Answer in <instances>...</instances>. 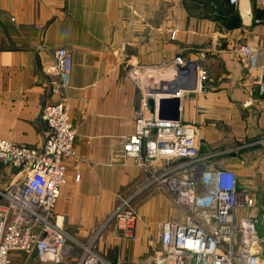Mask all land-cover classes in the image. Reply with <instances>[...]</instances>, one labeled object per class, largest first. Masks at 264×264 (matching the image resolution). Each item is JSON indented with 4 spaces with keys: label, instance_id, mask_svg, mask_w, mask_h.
Here are the masks:
<instances>
[{
    "label": "crops",
    "instance_id": "0c3cea01",
    "mask_svg": "<svg viewBox=\"0 0 264 264\" xmlns=\"http://www.w3.org/2000/svg\"><path fill=\"white\" fill-rule=\"evenodd\" d=\"M211 2L229 10L231 19L198 0H0V139L43 144L47 127L40 114L54 99L49 87L57 80L52 51L70 52L64 96L76 136L54 213L67 230L86 237L109 216L111 202L142 192L134 203L136 240L113 232L98 246L110 262L149 253L147 235L153 228L159 245V224L175 220L169 217L178 210L147 170L122 157L140 103V77L154 74L161 89L180 93L179 119L195 128L207 166L233 170L237 184L245 176L244 191L264 185L255 172L263 166L264 147L257 142L264 137V92L249 85L238 52L243 44L264 47V12L250 0L252 20L245 26L238 5ZM163 65L169 68L155 70ZM200 68L206 80L199 88ZM240 148L246 149L231 152ZM230 156L244 160V168L214 162ZM6 168L0 166V187L14 172Z\"/></svg>",
    "mask_w": 264,
    "mask_h": 264
},
{
    "label": "built area",
    "instance_id": "2783aa9c",
    "mask_svg": "<svg viewBox=\"0 0 264 264\" xmlns=\"http://www.w3.org/2000/svg\"><path fill=\"white\" fill-rule=\"evenodd\" d=\"M228 1L237 5L238 0ZM254 6L264 12V0H254ZM238 52L245 61L249 85L263 94L264 47L255 49L243 44ZM52 56L57 80L49 87V96L54 99L43 105L40 114L47 127L43 144L30 147L0 139V166L14 170L9 181L0 187V264H9L12 253L58 264L72 251L67 245L70 237L64 230V219L54 213L66 183L65 160L74 156L76 133L64 96L72 62L64 47L54 49ZM198 74L200 88L206 80L205 69L200 68ZM157 82L153 86L158 90L151 92L149 82L148 86L140 83L133 133L122 146V157L131 158L137 167L147 170L151 183L161 184L176 208L185 213L182 221L165 220L159 224L160 247L153 253L154 263L260 264L250 249L264 241V189L259 202L255 192L239 191L233 170L207 166L209 155L200 152L193 126L180 119H159L157 101L163 97L179 98L180 93L161 89ZM149 96L154 101L152 112L146 102ZM257 143L264 147V137ZM78 178L76 175L74 179ZM131 198H121L110 219L121 239L134 242L139 214L131 206ZM242 208H255L262 237L258 236L254 216L238 212ZM77 264L111 263L86 249Z\"/></svg>",
    "mask_w": 264,
    "mask_h": 264
},
{
    "label": "rangeland",
    "instance_id": "374dc122",
    "mask_svg": "<svg viewBox=\"0 0 264 264\" xmlns=\"http://www.w3.org/2000/svg\"><path fill=\"white\" fill-rule=\"evenodd\" d=\"M200 3H202L203 5H206V4H215V8H214V12L216 14H224L226 16H229L230 19L232 17L231 15V12L229 10H225L223 8H220L218 5H216L215 2H211V0H198ZM229 2V1H228ZM227 18V17H225ZM169 67H161V68H157L155 70H159L161 72V70H167ZM136 68H134L133 70H135ZM136 70H139L138 74L140 76L141 74V71L140 69H136ZM154 71V70H152ZM147 77V76H146ZM143 78V77H140L138 80L139 82L143 85V86H146L147 85V82H149V91H153V90H156V86H153V84L156 85V83H153L157 80H159L160 82V87H161V79H158L157 77L158 76H155L154 74H151V76H148V78ZM165 77H169V76H165ZM157 79V80H156ZM172 79V78H171ZM171 79H168V78H164V81H167V82H171ZM173 80V79H172ZM157 82V83H159ZM148 86V85H147ZM143 89L147 90L145 87H142ZM257 138H255L253 141H256ZM246 148H240L238 150H234L232 149L231 152H234V151H241L243 152ZM224 157H226L227 155H223ZM229 160H225V161H222V160H219V161H214L215 163H217L218 165L219 164H222V165H227L228 163H232L234 164L236 167H238L239 169H243L244 168V163L245 161L244 160H232L231 156L228 157ZM263 164V162H262ZM221 166V165H219ZM3 167H7L6 169L10 168L8 166H3ZM218 167V166H217ZM259 168V167H257ZM262 170V169H261ZM260 170V168L255 171L257 175V178L256 179L257 181H259L260 178H263V179H260L262 182H264V177L259 173H262V171ZM260 176V177H258ZM244 177H241V179L238 181V190L239 191H244V187H245V180H244ZM8 182V181H7ZM6 184V183H5ZM4 186V185H3ZM150 188V187H148ZM146 188V189H148ZM263 188V187H262ZM145 189V190H146ZM264 189V188H263ZM263 189L261 190H255L257 191V193L255 194V197H256V201L259 202L260 200V194L261 192L263 191ZM161 191L163 192V190L161 189ZM146 192V191H145ZM142 192L141 193H137V195L134 197L131 198V206L136 209L137 213H138V208L134 207V203H136V199H140L139 197L141 196ZM136 200V201H135ZM120 201L119 198L116 199V202L113 203L111 202V211H113V209L116 207V205L118 204V202ZM238 212L239 213H247L248 215H253L255 216L256 215V210L255 208H251L249 210H246L244 208L242 209H238ZM110 214L109 213V216H107L106 218L103 219V222L102 224L92 233V234H88L86 237L85 235L83 236H77L76 234H74L73 232H70L69 230H67L66 226L64 225L63 223V227H64V230L66 232H68V236L70 238L67 239V245L69 247H71L72 251L69 252L68 254L64 255L62 260L60 261V263L58 264H77L78 260H79V257H80V254L85 251L86 249H89L91 251H93L94 253H96L97 255H99L101 258H103L105 261L111 263V264H155L154 263V256H153V253L157 250H159V245L156 244L155 240H154V229L152 228V231L151 233H149L147 236L149 237L150 236V239L148 240L147 244L151 247H150V250H149V253H147L146 255L144 254L143 256H140L139 258L135 259L133 262H131L132 260L129 259V258H122L123 261H119L117 263V259L113 262H110V259H108V257H106V255L103 253V251H101L99 249V244L102 242L103 246L105 247L108 243L106 242V236H108L109 234L116 232L115 228H114V225H113V222L112 220L110 219ZM139 214V213H138ZM164 214V212H163ZM175 214L176 216H171L169 218L171 219H175L176 221H182L185 217V213L184 212H181L179 210L175 211ZM166 214L163 215V218H168V216H165ZM168 218V219H169ZM251 253L254 254L258 261L260 262V264H264V241H259L258 243H255L252 248L250 249ZM129 260V261H127ZM9 264H48V263H43V262H39L37 261L35 258L33 257H25L24 255L20 254V253H13L10 257V263Z\"/></svg>",
    "mask_w": 264,
    "mask_h": 264
},
{
    "label": "water",
    "instance_id": "95a60500",
    "mask_svg": "<svg viewBox=\"0 0 264 264\" xmlns=\"http://www.w3.org/2000/svg\"><path fill=\"white\" fill-rule=\"evenodd\" d=\"M237 5H238L239 15L242 20V24L245 26H248L252 20L250 0H238ZM158 67L165 68L167 66L163 65V66H158ZM146 102L148 105V110L152 112L154 108L153 98L149 96ZM179 106H180V101L178 97L160 98L157 101L158 118L163 119V120H179ZM263 188H264V185H263ZM256 193L257 192H255V194ZM254 219H255V227L258 231V236L262 237V231H261L260 224H259V214L258 213H256V215L254 216Z\"/></svg>",
    "mask_w": 264,
    "mask_h": 264
},
{
    "label": "bare ground",
    "instance_id": "6f19581e",
    "mask_svg": "<svg viewBox=\"0 0 264 264\" xmlns=\"http://www.w3.org/2000/svg\"><path fill=\"white\" fill-rule=\"evenodd\" d=\"M161 91V90H160Z\"/></svg>",
    "mask_w": 264,
    "mask_h": 264
}]
</instances>
